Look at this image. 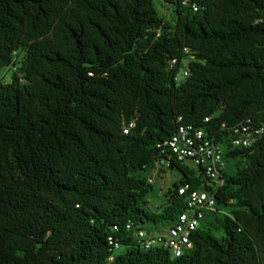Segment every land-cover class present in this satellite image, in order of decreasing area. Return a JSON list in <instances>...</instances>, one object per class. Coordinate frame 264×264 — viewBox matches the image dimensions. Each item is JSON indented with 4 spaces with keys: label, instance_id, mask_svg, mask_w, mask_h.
<instances>
[{
    "label": "trees",
    "instance_id": "16d2710c",
    "mask_svg": "<svg viewBox=\"0 0 264 264\" xmlns=\"http://www.w3.org/2000/svg\"><path fill=\"white\" fill-rule=\"evenodd\" d=\"M182 1L167 20L152 0H0V264H264V135L233 147L230 131L264 125V0ZM182 124L222 145L220 183L170 160L150 208ZM179 185L216 201L192 250H143L125 223L171 226Z\"/></svg>",
    "mask_w": 264,
    "mask_h": 264
},
{
    "label": "built area",
    "instance_id": "2783aa9c",
    "mask_svg": "<svg viewBox=\"0 0 264 264\" xmlns=\"http://www.w3.org/2000/svg\"><path fill=\"white\" fill-rule=\"evenodd\" d=\"M160 1L164 2L165 0ZM187 2L188 0H183L181 4L185 6ZM191 8L193 11L197 10L195 4H192ZM169 68L175 82H180L188 76L187 69L184 66H178L176 59L170 60ZM131 126L132 124L128 127ZM128 127L123 129L125 134L128 132ZM224 127L223 124L222 128ZM230 131L233 134L231 139L233 147L249 148L264 135V125L257 127L234 126L230 128ZM160 148V155L165 159L154 164L147 179L148 184L153 185L155 178H162L168 174L170 160L190 163L192 167L200 168L209 181L220 183V171L225 166L223 147L213 138H207L201 129L182 124L169 140L163 142ZM177 194L187 195V209L182 211L176 221L164 231L150 233L145 229V225L125 223V230L133 231L134 237L143 250L164 249L172 257H180L192 250L191 235L198 228L204 213L215 207L216 201L214 196L208 192L189 190L187 185H179ZM109 244L113 247V251L120 249L116 241L112 239H109Z\"/></svg>",
    "mask_w": 264,
    "mask_h": 264
},
{
    "label": "rangeland",
    "instance_id": "374dc122",
    "mask_svg": "<svg viewBox=\"0 0 264 264\" xmlns=\"http://www.w3.org/2000/svg\"><path fill=\"white\" fill-rule=\"evenodd\" d=\"M155 8L158 10V12L163 13L162 15L165 17L167 20H172L174 15L171 13L172 11V6H169L166 3L161 2L160 0H152ZM1 75L0 78H3L4 82H8L9 79V73L7 71H0ZM190 167L192 165L190 163H187ZM163 181H160V178H155V182L153 183V190L151 193L147 194L144 198L145 202L148 204L150 208H154L155 206H158L163 203V197L166 194L167 190L172 188V184L178 180V175L174 171H169L168 174L163 176ZM145 229L150 232V233H156L160 232L161 230L164 231L167 229L166 227L164 228L163 226H159V230L156 228H151L148 225L144 226ZM147 227V228H146ZM161 231V232H162Z\"/></svg>",
    "mask_w": 264,
    "mask_h": 264
},
{
    "label": "crops",
    "instance_id": "0c3cea01",
    "mask_svg": "<svg viewBox=\"0 0 264 264\" xmlns=\"http://www.w3.org/2000/svg\"><path fill=\"white\" fill-rule=\"evenodd\" d=\"M163 178H164V177L160 178V181H161V182L163 181Z\"/></svg>",
    "mask_w": 264,
    "mask_h": 264
}]
</instances>
